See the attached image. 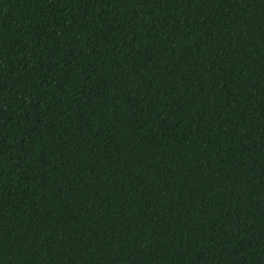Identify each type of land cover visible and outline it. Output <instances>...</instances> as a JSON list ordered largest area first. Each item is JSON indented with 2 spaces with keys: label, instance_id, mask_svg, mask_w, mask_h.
Here are the masks:
<instances>
[{
  "label": "trees",
  "instance_id": "trees-1",
  "mask_svg": "<svg viewBox=\"0 0 264 264\" xmlns=\"http://www.w3.org/2000/svg\"><path fill=\"white\" fill-rule=\"evenodd\" d=\"M0 264H264V0H0Z\"/></svg>",
  "mask_w": 264,
  "mask_h": 264
}]
</instances>
